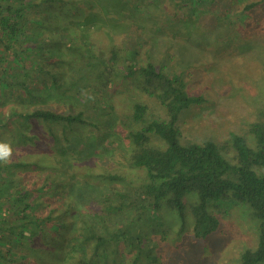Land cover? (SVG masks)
I'll list each match as a JSON object with an SVG mask.
<instances>
[{
	"label": "trees",
	"instance_id": "16d2710c",
	"mask_svg": "<svg viewBox=\"0 0 264 264\" xmlns=\"http://www.w3.org/2000/svg\"><path fill=\"white\" fill-rule=\"evenodd\" d=\"M159 3L0 0V131L30 147L29 157L0 163V264L156 263L150 233H159L164 213H174L182 231L188 209L192 234L204 242L219 230L213 211L234 202L258 221L256 246L242 252L240 264L264 263V121L250 128L255 146L235 133L221 145L180 141L179 114L204 100L189 95L181 75L156 65L150 50L146 60L139 56L142 15ZM170 3L169 26L188 6L191 18L216 8L228 17L239 6L240 15L252 16L264 0ZM133 30L135 39L128 36ZM99 35L105 52L95 43ZM184 36L193 45L188 31ZM119 76L156 100L162 114L146 119L147 105H132L131 125L140 126L126 135L127 163L143 172L138 183L96 174L88 163L96 157L88 147L98 140L93 130L99 132V124L117 129L111 88ZM12 170L20 178L31 170L40 176L27 186Z\"/></svg>",
	"mask_w": 264,
	"mask_h": 264
},
{
	"label": "rangeland",
	"instance_id": "374dc122",
	"mask_svg": "<svg viewBox=\"0 0 264 264\" xmlns=\"http://www.w3.org/2000/svg\"><path fill=\"white\" fill-rule=\"evenodd\" d=\"M159 1V6L152 5L149 13L142 15L145 46L139 56L146 60L150 50L156 65H166L164 71L181 75L189 95L204 100L179 114L177 126L180 141L202 143L212 140L221 145L228 142L231 133H235L243 136L250 146H255L250 128L264 121V24L255 21L254 17L259 14V19L264 21V3L261 9L253 10L252 16L240 15L237 12L239 6L235 14L228 17L219 16V9L216 8L210 14L206 13L208 9L191 18L188 6L172 19L174 23L169 26L170 21L166 18L172 13L165 10L171 4L170 0ZM124 24L120 22L119 26L123 27ZM133 31L128 36L135 39L138 32ZM187 31L190 35L188 38H193V41L190 40L193 45L186 44L188 39L184 33ZM171 33L177 36L171 39ZM99 37L101 40L95 43L105 52L107 41L101 35ZM120 37L124 38V35ZM184 44L185 54L179 56ZM130 81L120 76L115 79L111 99L116 119L111 118L117 122V129L109 132L103 126L105 124H99L100 131L93 130L98 140L92 141L88 147L95 151L96 157L92 156V161L88 163L96 174L116 173L122 175L125 182L138 183L143 178V172L132 169L127 163L129 148L126 135L131 128L135 130L140 126L131 125L132 105L134 102L147 105L146 119L162 117V114L156 100L139 94ZM21 140L16 134L0 131V142L12 147L14 160L30 156L28 143ZM151 141L153 145H159L156 138L153 137ZM226 156L230 158V154ZM75 167L77 172L78 165ZM11 173L15 181H22L27 186L40 176L36 170L21 172V178L16 170ZM186 213L188 215L185 216L182 231L179 230L180 222L175 214L170 212L164 213L158 221L162 232L151 231L150 239L155 241L158 254L157 262L151 264H240L242 252L256 246L258 221L239 203H226L213 211L219 221V230L204 242L193 236L188 209Z\"/></svg>",
	"mask_w": 264,
	"mask_h": 264
},
{
	"label": "clouds",
	"instance_id": "9594fccd",
	"mask_svg": "<svg viewBox=\"0 0 264 264\" xmlns=\"http://www.w3.org/2000/svg\"><path fill=\"white\" fill-rule=\"evenodd\" d=\"M13 156V149L7 143L0 142V163L7 164Z\"/></svg>",
	"mask_w": 264,
	"mask_h": 264
}]
</instances>
